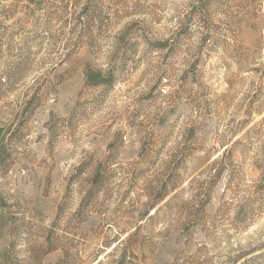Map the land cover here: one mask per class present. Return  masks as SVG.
<instances>
[{"label":"rangeland","instance_id":"obj_1","mask_svg":"<svg viewBox=\"0 0 264 264\" xmlns=\"http://www.w3.org/2000/svg\"><path fill=\"white\" fill-rule=\"evenodd\" d=\"M0 264H264V0H0Z\"/></svg>","mask_w":264,"mask_h":264}]
</instances>
